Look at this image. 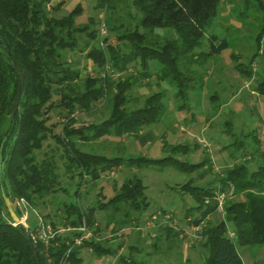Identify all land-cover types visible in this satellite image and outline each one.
Wrapping results in <instances>:
<instances>
[{
    "label": "trees",
    "instance_id": "obj_1",
    "mask_svg": "<svg viewBox=\"0 0 264 264\" xmlns=\"http://www.w3.org/2000/svg\"><path fill=\"white\" fill-rule=\"evenodd\" d=\"M52 1L0 0V154L4 162V172L0 174V264H34L25 235L12 224L6 198L10 199L18 217L22 212L16 200L24 199L37 219L40 216L53 227L72 229L51 240L48 257L43 253V246L35 242L39 264H50L48 260L52 264H79L86 250L100 256L117 258L118 255L119 264H170L162 259L151 258L152 261L150 256L147 260L137 245H130V248H136L140 252L138 256L131 255V251L119 254L123 242H117L116 236L133 225L140 226L142 215L151 207L146 194L148 188L139 174L126 178L119 188L114 187L115 193L108 200L95 197L98 199L92 201L95 183L118 168L137 172L151 167L159 170L172 168L180 174L197 173L202 178L212 171L210 156L199 163L182 160L194 153L199 145L195 143L192 147L188 142L169 144L166 140L163 150L168 156L160 159L143 155L127 157L125 153L106 156L87 152L82 146L108 137L138 140L146 127L165 122L168 109L164 103V91H153L154 85L148 84L151 92L143 100L131 95L135 86L148 82L153 74L158 78L155 86L164 82L175 87L179 108L188 107L189 93L195 89L197 81V71L190 68L191 64L199 62V56L208 58L228 46L226 40L217 45L215 35L207 37L222 0H130L140 14L135 28L128 25L124 33L118 34L124 26L114 24L116 20L112 25L107 22L108 18H104L105 26L117 33L118 41L128 43V51L123 53L113 44L104 48L106 38L94 29L91 20L84 25L77 23L85 12L84 8L64 12L62 3L51 7ZM254 1H258L262 8L259 0H246V7L253 5ZM121 3V0H98L95 9L113 13ZM90 28L92 31L88 35L95 44L86 57L93 62L96 74L82 76L83 69H76L69 57L78 48V34L88 33ZM157 30L163 34L156 33ZM171 32L175 37L170 35ZM258 38L259 41L260 36ZM3 39L17 63L16 67L8 58ZM206 41L210 51L204 53ZM237 66L251 77L252 72L245 70L243 64L238 62ZM130 69L137 70L138 74L133 75ZM118 72L124 75L114 79ZM256 91L264 97V77L259 78ZM56 94L60 97L56 105L58 109L52 103ZM103 100L109 109L107 117L100 122L78 121V110L91 113L95 110L94 105ZM16 105L13 121L11 112ZM53 109L64 118L57 134H51L48 125V114ZM231 132L233 130L229 129L228 134ZM50 135L64 149L67 170L76 171L79 180L73 193L75 203L59 200L61 206L57 209L61 210L60 213L41 215L36 208H45L49 197L58 190L69 196L65 187H59L57 163L37 158ZM240 136L231 145L237 148L236 153L240 151L244 157L249 156V161L225 168L224 175L215 177L210 183L199 184L191 178L181 187L196 202V206L188 210L186 219L190 218L189 223L196 226L205 222L199 243L204 264H244L239 248L264 246V147L254 131ZM242 138H251L252 143L248 144L256 147L248 152L247 142ZM252 163L254 165L250 166ZM200 170L203 171L198 173ZM88 177L90 182L86 179ZM86 182L90 184L88 189ZM232 189L233 193L243 195L244 200L226 201L224 219L215 222L211 216L217 213V194ZM100 213L108 219L104 228L98 222ZM83 224L93 231L95 237L86 240L82 246H75L66 255L74 239L82 234L78 229ZM30 226L35 227L31 223ZM230 227L233 238L229 234ZM105 232L112 238H105ZM179 234L166 227L164 235L153 243L154 249L158 250L161 242L170 245L177 242ZM190 263L188 259L185 264Z\"/></svg>",
    "mask_w": 264,
    "mask_h": 264
},
{
    "label": "rangeland",
    "instance_id": "obj_2",
    "mask_svg": "<svg viewBox=\"0 0 264 264\" xmlns=\"http://www.w3.org/2000/svg\"><path fill=\"white\" fill-rule=\"evenodd\" d=\"M121 1L122 3L118 5L113 13L106 12L102 8L96 10L95 5L98 0H53L51 7L57 3H62L61 8L64 12L77 7L84 8L85 12L77 19V23L84 25L91 20L94 29L99 31L100 36L103 35L106 38L104 48L108 47V44H113L120 53H123L128 51V43L126 41L119 42L117 33H124L128 29V25H130V28H135L140 14L130 0ZM259 1L262 2V8L258 6V1H254V4H250V7H246V0H222V6L210 26L207 37L215 35L218 38L217 45L226 40L228 46L208 58L205 55L199 56L200 61L191 64L190 68L197 71V83H194L196 85L195 89L189 93V100L186 102L188 107L179 108V104L175 99V87L172 88L164 82L161 86H155L158 80L156 74H153L148 82H142V86H135L131 95L138 100L141 98L143 100L144 96L151 92V88H147L148 84L154 85L153 91H164V103L167 106L168 114H170L169 117L167 114L165 122L153 126L159 134L158 139L144 149L141 147L140 153L136 155L154 159L168 156V153L163 150L165 140L169 144L188 142L192 147L197 143L199 148L195 149L194 153H191L187 158H180L191 163H199L208 155L212 161L210 164L212 171L209 170L204 177L199 178L197 173L184 175L172 168L159 170L151 167L142 169L140 172L135 169L118 168L108 176H102L95 183L92 201L98 198L100 200L110 199L115 193L114 187L119 188L126 178L133 177L134 174H139L148 188L146 194L151 202V207L142 215L140 226L135 227L133 225L131 228L119 233V236H116L117 242H123L119 254L130 253L131 251V255L136 257L142 252L147 260L150 256V260L160 261L162 259L170 264H185L188 259L191 260L190 264L205 263L204 253L199 247L203 228L190 224V218L186 219L188 210L196 206V202L190 195L185 194L181 187L191 178L199 184L210 183L215 177L223 176L225 168L232 167L245 160L249 161V156L244 157V153L240 151L236 153L237 148L231 145L237 138H241L240 135L254 131L259 135L261 146L264 147V97L256 91L259 78L264 77V0ZM127 5L129 8H126ZM104 18H108V23L118 26L122 24L124 28H120L121 30H118L117 33H112L110 27L105 26L106 21H104ZM103 25L104 33L102 32ZM91 31L90 28L88 33L78 34V48L69 57L70 63L76 69H83L82 76L84 74L95 76L96 74L93 62L86 57L93 44H95L88 35ZM156 33L163 34L161 30H157ZM170 35L175 37L173 32ZM259 36L260 40L258 41ZM203 51L204 53L210 51L208 42L203 47ZM252 59L254 60L251 63ZM238 62L244 65L245 70L252 72L251 77H248L245 71L239 70ZM129 72L133 75L138 74V71L134 69H130ZM123 75L118 72L114 74V79H118ZM198 85H201V87ZM59 101V95H54L52 103L55 109H58L56 105ZM94 108L95 110L91 113L78 110L76 114L78 121L80 123L100 122L107 117L109 109L104 100L96 103ZM175 118L179 121L176 122V125L173 121ZM48 119V125L52 129L51 134H57L60 130V123L64 121L63 116L57 114L56 110L53 109L48 114ZM229 129L233 130L230 134H228ZM242 140H246V150L248 152L256 147L250 145L252 143L251 138H242ZM131 142L137 143V139L108 137L85 144L82 149L94 154H105L106 156L112 154L122 155L127 153V146L132 144ZM227 145L231 146L226 148ZM37 158L39 161L53 160L57 163L59 187H65L69 196H66L67 194L62 190H58L54 196L49 197L45 208L40 206L36 208V211L41 215L60 213L61 210H58L57 207L61 206V200V202L67 203L76 202L73 193L79 178L76 171L69 172L67 170V158L64 149L51 135L44 143L42 150L37 153ZM251 165H254V163ZM86 179L89 182L91 180L90 177ZM86 183L88 185L87 189L90 188V184ZM230 192L217 193L226 194L225 202L244 200L243 195L233 192L231 194ZM225 204L224 212L216 213L217 221L224 219ZM110 213L111 211L107 212L108 215ZM28 214L29 222L34 227L38 219L33 212L29 211ZM107 220L103 218V213H100L98 222L103 228L106 226ZM166 227L179 232V240L171 245L161 242L159 244L160 248L158 250L154 249L153 243H156L160 235H164ZM230 230L231 233V227ZM105 234L107 235V232ZM130 245H137L140 252H137L136 248H130ZM239 253L244 264H263L264 246L239 248ZM140 260L144 259L141 258ZM79 264H119V262L118 255L117 258L114 256H100L86 250L83 261Z\"/></svg>",
    "mask_w": 264,
    "mask_h": 264
},
{
    "label": "built area",
    "instance_id": "obj_3",
    "mask_svg": "<svg viewBox=\"0 0 264 264\" xmlns=\"http://www.w3.org/2000/svg\"><path fill=\"white\" fill-rule=\"evenodd\" d=\"M102 32H105L104 25L102 27ZM233 190H231L232 194ZM225 197L226 194H218L216 197V204H217V213H223V208H224V203H225ZM16 205L20 208L22 212V216L19 217L21 223L27 228V230L31 233V236L34 240V242H39L43 246V253L48 257V247L52 239H54L57 235L66 233L70 230L71 228L67 227H62V226H56L53 227V225L50 222H45L40 216H38V223L34 228H31L30 223H29V205L24 199H17L16 200ZM12 224L16 227V224L12 221ZM200 227L204 228L205 227V222H202ZM198 227V226H197ZM78 231H80L82 234L80 236H77L74 239V244L70 245L66 255H69L71 250L75 246H82L83 243L86 240H89L94 236V233L91 229H89L86 224H83ZM230 236L233 238L234 233L231 232ZM99 238V236H96ZM105 238H112V235H107ZM100 240V238H99ZM50 264L51 260H48Z\"/></svg>",
    "mask_w": 264,
    "mask_h": 264
},
{
    "label": "water",
    "instance_id": "obj_4",
    "mask_svg": "<svg viewBox=\"0 0 264 264\" xmlns=\"http://www.w3.org/2000/svg\"><path fill=\"white\" fill-rule=\"evenodd\" d=\"M3 41H4V47L6 48V51H7L8 58L11 60L12 64L16 67L17 63H16L15 59L13 58V55H12V53H11V51H10L9 47L7 46V44H6L4 39H3ZM20 91L21 92L23 91V86L22 85L20 86ZM17 108L18 107L16 105L14 110L11 112V116L13 118V121H14V118H15V115H16ZM3 172H4V162L2 161V155L0 154V174H2ZM5 202H6V206H7L8 212L10 213L12 221L16 224V227L19 229V231L23 235H25V237L27 239V243H28L29 248H30V252H31V255H32L33 263L34 264H39V255H38L37 246H36L32 236H31V233L21 223L19 217L17 216V214L15 213V211L13 209V206H12V204L10 202V199L6 198Z\"/></svg>",
    "mask_w": 264,
    "mask_h": 264
},
{
    "label": "crops",
    "instance_id": "obj_5",
    "mask_svg": "<svg viewBox=\"0 0 264 264\" xmlns=\"http://www.w3.org/2000/svg\"><path fill=\"white\" fill-rule=\"evenodd\" d=\"M170 114H168L169 117ZM174 124L176 125L177 119H173ZM158 132L154 130L153 126L150 127H146L142 132H141V136L140 138L137 140V143H133L127 146V153L125 154V156L127 157H137L139 155H136L138 153H140L141 151V147L144 149L148 146H150L153 142H155L158 139ZM216 215L213 216V220L215 222H217L218 219H216ZM221 220V219H220Z\"/></svg>",
    "mask_w": 264,
    "mask_h": 264
}]
</instances>
